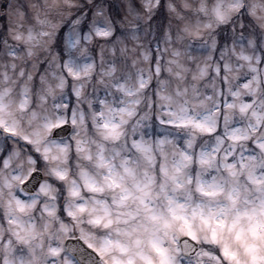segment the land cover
Returning <instances> with one entry per match:
<instances>
[{"label": "snow or ice", "instance_id": "obj_1", "mask_svg": "<svg viewBox=\"0 0 264 264\" xmlns=\"http://www.w3.org/2000/svg\"><path fill=\"white\" fill-rule=\"evenodd\" d=\"M0 264H264V0H0Z\"/></svg>", "mask_w": 264, "mask_h": 264}]
</instances>
